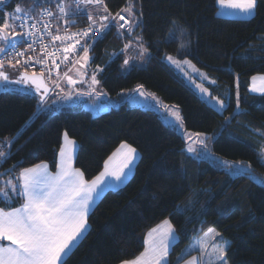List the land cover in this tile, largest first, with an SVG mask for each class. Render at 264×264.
<instances>
[{
    "label": "trees",
    "instance_id": "1",
    "mask_svg": "<svg viewBox=\"0 0 264 264\" xmlns=\"http://www.w3.org/2000/svg\"><path fill=\"white\" fill-rule=\"evenodd\" d=\"M19 2L29 5L31 0H9L4 9ZM106 3L114 14L125 0ZM142 10V28L132 35L113 27L93 43L91 64L103 68L102 89L117 98L143 85L179 109L186 131L216 135L214 156L263 174L259 150L264 142V96L251 95L248 86L252 76L264 75V0H257L249 19L219 17L216 0H142ZM86 22L84 16L76 17V25ZM139 35L148 49L145 66L133 65L122 73L124 45L134 44ZM181 43L188 48L180 54ZM167 55L189 58L215 80L216 85L208 88L212 96L226 100L223 114L170 69L164 61ZM37 97L32 92H0V142L6 143L8 153L1 172L17 165L18 173L38 163H47L55 172L65 132L77 143L74 167L89 181L121 143L131 144L139 153L128 181L120 189L106 191L91 210L88 230L65 264L131 260L143 251L146 233L166 219L180 237L170 253L171 264L193 237L208 228L230 242L229 264H264V186L246 174L231 176L207 159L187 155L182 136L152 110L129 107L125 101L99 115L74 107L50 115L39 108ZM220 206L231 209V214L218 215Z\"/></svg>",
    "mask_w": 264,
    "mask_h": 264
},
{
    "label": "snow or ice",
    "instance_id": "2",
    "mask_svg": "<svg viewBox=\"0 0 264 264\" xmlns=\"http://www.w3.org/2000/svg\"><path fill=\"white\" fill-rule=\"evenodd\" d=\"M221 8L239 9L251 16L257 0H216ZM5 0H0L4 4ZM84 16L87 27L79 31H71L76 27V17ZM142 0H125L124 6L116 13H111L106 0H31L28 6L16 4L12 11H0V82L5 84H26L40 93L43 104L50 94V86L45 79L51 81V88H59L65 98L75 95H97L100 80L97 79L103 69L87 71L90 50L94 41L90 33L104 35L113 27L124 30L129 35L143 25ZM123 22V23H121ZM123 34V33H121ZM183 35V33H181ZM139 56L144 59L148 49L144 47L143 35L135 37ZM59 42V45H57ZM20 45H24L20 49ZM132 46L131 41L124 45V50ZM37 48L39 53H37ZM33 53L35 55H26ZM166 59L180 65V61L172 56ZM41 65L39 74L29 72L32 62ZM65 63L67 71L62 77L57 73L52 76L53 66L60 68ZM184 64H191L185 60ZM129 60H124L128 65ZM17 72L12 78L5 68ZM194 67V66H193ZM47 72V76H45ZM70 74V73H73ZM88 77V79H85ZM253 93L264 94V86L257 87L256 81H264V75L253 76ZM215 83V81H211ZM237 87L239 78H236ZM87 85V91L77 90L76 85ZM64 85L68 86L65 91ZM197 87H201L197 85ZM143 85L137 91L141 95ZM201 91L207 93L206 88ZM221 109L227 105L225 100L213 97ZM236 107H240V93H236ZM171 111L177 122L182 120L178 111ZM192 141L186 146L188 153H195L197 158L205 156L194 144L207 150V137L204 133H189ZM10 143V141H9ZM3 142H0V149ZM75 142L64 133V143L59 149L57 171H49L47 163H38L31 167L15 171L17 165L0 173V264H65L64 257L84 238L88 230L89 213L97 197L111 187L106 177L122 182L137 155V149L123 142L104 161V170L91 181L85 178L84 172L73 167V149ZM8 153L0 150V159L7 160ZM264 183V181H261ZM19 198L22 203L18 207L11 204ZM218 215L228 216L231 209L220 206ZM205 236L211 237L206 244L203 238L193 237L189 250L177 257L176 264H229L230 242L215 228H210ZM180 239L172 222L168 219L149 230L144 239L145 249L131 260L121 264H171L169 259L175 243ZM7 242V243H5ZM191 252L198 254L192 255Z\"/></svg>",
    "mask_w": 264,
    "mask_h": 264
},
{
    "label": "rangeland",
    "instance_id": "3",
    "mask_svg": "<svg viewBox=\"0 0 264 264\" xmlns=\"http://www.w3.org/2000/svg\"><path fill=\"white\" fill-rule=\"evenodd\" d=\"M8 1L9 0H5L4 4H0V11L10 12L13 10V8L11 10H5L4 9V5L7 4ZM19 4H22L23 6H28V5H25V3H23V2H19ZM187 48L188 47L186 44L181 43V44H179L178 52L181 54V53L185 52ZM139 51L140 50L137 47L136 42L134 44H132V46L130 48H128L127 50H123V61L120 64V70L122 73L128 72V70L133 65L138 66V67H144L145 66V59H146L147 55L145 56L144 59H141L139 56ZM167 56H172L175 60L180 61L181 62L180 65L178 66L177 64L166 59ZM167 56H165L164 61L167 63V65L170 67V69L179 78H181L184 81V83L189 88H191L194 91V93L202 101H204L211 108L215 109L218 113L223 114L226 107L224 109L220 108V106L217 104L216 100L213 99L214 96L211 95V92L208 88L210 86L216 85V82L211 83V81H215V80L212 79L205 70L200 69L198 66H196L189 58H179L176 55H167ZM125 59L129 60L128 65H124ZM185 60L191 61V64L190 65L184 64L183 61H185ZM91 61H92V57L90 55L89 64L87 66V71L89 74H91L94 70L103 69V68L98 67V66H93L91 64ZM11 73H16V72L12 71ZM101 73L102 72H99V74L97 75V79H99V76ZM70 74L74 75V72L70 73ZM61 75H63V74H61ZM85 79H88V77H85ZM48 84L51 87V82H48ZM197 85H200L201 87H197ZM75 87L77 90L87 91V85L77 84ZM64 88H65V91L68 90L67 85H64ZM137 88H138V86H136L134 89H132L130 91H124L117 98H110L106 94V92L102 89L101 83H100V85L97 86V91L99 93H101L99 96H97L95 94L92 96L73 94L70 99L65 98L64 93L61 92V90L59 88H56L54 91L51 90L52 93L47 97V99L45 100V102L43 104L40 103V97H37L38 101H39L38 106L40 109H42L43 112L48 113L50 115L57 113L58 111L61 110V108H64V107L79 108V109H83L85 111H89L93 115H99L101 113L110 111L111 109H117L120 107V105L124 104L125 101H127L129 107H138L141 109H148V110H152V111L156 112L158 114L159 118L161 119L162 123H164V125L174 128L176 130V132L182 136V138L185 142L184 152L187 155H189V156H191L197 160L207 159V160L221 166L231 176H239V175L246 174L252 180H254L256 183L264 186V183H261V181H264V173L261 175H256L255 173H253L251 171L250 167H247L245 164L229 162V161H226L224 159H221V158L213 155V153H212V142L215 139L216 135L215 136L206 135V137H207V140H206L207 150L206 151L203 149L202 145H199V144L193 145L194 147L197 148L198 151H204L205 152V156L203 158H197L195 153H188L186 151V146L189 143H192V141L188 139V134L193 133V132L186 131L184 128V125H183V121L181 120L180 122H177L175 117L171 114V111H169V110L178 111L179 115L181 116L179 109L176 106L165 104L158 95H156L155 93L148 91L146 89H143V88L141 89V91L144 93L143 95H141L140 92L137 91ZM201 88H206L208 90V92L207 93L202 92ZM4 91L30 93L29 89L27 87L22 86V85L5 84L3 82H0V92H4ZM125 92H128L129 96L128 97L126 96L127 98H123L122 103L119 104V100H120L119 98H122L121 96L123 94H126ZM216 98H218L220 100H225V99L219 98V97H216ZM225 102H226V100H225ZM226 105H227V103H226ZM5 145H6V143L3 142V147L0 150H4ZM137 155L139 156L138 151H137ZM259 159L261 160V163L264 165V142L261 144V149L259 150ZM3 161H4L3 159H0V166L3 163ZM134 169L135 168L133 166L131 168L130 172H129V169L125 170L127 172V176L125 178H123L122 182H116L114 180V178L106 177L105 180L111 182V187H113V189L105 188V190L103 192L105 193L108 190L120 189L128 181V179L131 177V175L134 172ZM49 171H50V167H49ZM0 173H2V172L0 171ZM0 179H3V177H0ZM102 195H101V197H102ZM20 203H22V201L19 198H17L11 204V207H18L20 205ZM95 205L96 204H94V206ZM94 206H93V208H94ZM0 207H5L7 210V206L4 204H0ZM209 229L210 228L206 229L202 234H200L197 237H200L203 234L207 233ZM203 241L206 244H208L211 242V237H209V236L203 237ZM5 243H7V242H5ZM192 243H193V240L187 246L186 250L189 249V246Z\"/></svg>",
    "mask_w": 264,
    "mask_h": 264
},
{
    "label": "crops",
    "instance_id": "4",
    "mask_svg": "<svg viewBox=\"0 0 264 264\" xmlns=\"http://www.w3.org/2000/svg\"><path fill=\"white\" fill-rule=\"evenodd\" d=\"M254 14V13H253ZM217 15L219 16V17H222V18H228V19H249V18H251L253 15H251V16H248V15H246V14H244V13H242L239 9H228V8H221L218 4H217ZM86 18V17H85ZM74 19H76V18H74ZM5 71H7V72H10L11 73V71H14L13 69H11V68H9V67H6L5 68ZM14 72H16V71H14ZM17 73V72H16ZM254 76H257V77H259V76H261V75H254ZM253 77V76H252ZM251 77V78H252ZM250 78V80H249V86H248V91H249V93L251 94V95H254V96H264V94H261V93H253V92H251L250 91V89H251V87H252V85H253V81H252V79ZM47 83V82H46ZM48 84V83H47ZM256 86L257 87H261V86H264V81H260L259 79H257V81H256ZM55 90V89H54ZM54 90H52V91H54ZM52 91H50V94L52 93ZM29 92H31V90H29ZM49 94V95H50ZM125 97L124 98H127L129 95H128V93L127 94H125L124 95ZM127 96V97H126ZM120 102V101H119ZM127 102V101H126ZM128 104V103H127ZM69 139H71V138H69ZM72 141H74L73 139H71ZM75 142V141H74ZM64 143V134L62 135V140H61V145ZM60 145V146H61ZM60 149V148H59ZM76 152H77V143L75 142V147H74V149H73V167H74V159H75V155H76ZM138 158H139V156L138 155H136V158H135V160L133 161V163H132V165L130 166V168H129V172H130V170H131V168L134 166V168H135V165H136V163H137V161H138ZM59 163V150H58V153H57V164ZM75 168V167H74ZM104 170V166H103V169H102V171ZM51 171V170H50ZM56 171H57V165H56ZM55 171V172H56ZM55 172H52V173H55ZM111 189H113V187H110ZM104 192H102L101 193V195L103 194ZM101 195L99 196V197H97V199H96V202L99 200V198L101 197ZM96 202H95V204H96ZM94 206V205H93ZM93 206H92V208H93ZM163 222V221H162ZM162 222L161 223H159V224H157L156 226H154V227H157L158 225H162ZM153 227V228H154ZM149 232V231H148ZM147 232V233H148ZM147 233H146V235H147ZM146 235H145V238H146ZM203 237H208V236H205L204 234L202 235V236H200L199 238H203ZM210 237V236H209ZM145 245V244H144ZM144 249H145V246H144ZM144 249H143V251H144ZM189 250V249H188ZM142 251V252H143ZM69 254V253H68ZM191 254L192 255H196V254H198L197 252H191ZM66 257V256H65ZM65 257H64V259H65ZM119 264H121V263H119Z\"/></svg>",
    "mask_w": 264,
    "mask_h": 264
},
{
    "label": "built area",
    "instance_id": "5",
    "mask_svg": "<svg viewBox=\"0 0 264 264\" xmlns=\"http://www.w3.org/2000/svg\"><path fill=\"white\" fill-rule=\"evenodd\" d=\"M121 23H123V22H121ZM86 27H87V22L84 23V24L76 25V27L71 28V31H73V32L79 31V30H82V29H84ZM90 36L92 37V40L95 42L101 35H97L96 33H90ZM57 45H59V42H57ZM19 47H20V49H23L24 45H20ZM38 53H39V49L37 48V53L36 54H38ZM3 55L4 54H2V56H0V58H2ZM26 55H35V54L27 53ZM57 63L60 64V68L59 69H55V67L53 66V71H52V76L53 77H55L57 75V73H59V75L63 74V72L67 71V67H70V65L66 66L65 63H61L60 60H57ZM32 64H33V66L29 67L28 71L29 72L36 71L37 74H39L42 66L35 64L34 60H33ZM45 76H47V72H45ZM45 81L47 83L51 82L48 79H45ZM54 89H56V88H51V90H54Z\"/></svg>",
    "mask_w": 264,
    "mask_h": 264
},
{
    "label": "water",
    "instance_id": "6",
    "mask_svg": "<svg viewBox=\"0 0 264 264\" xmlns=\"http://www.w3.org/2000/svg\"><path fill=\"white\" fill-rule=\"evenodd\" d=\"M0 56H2V54H0ZM8 73H9V75H10L12 78H15L16 75H17V73H10V72H8ZM45 83H46V81H45ZM46 84H47V83H46ZM18 85H22V86H24V87H27L29 90H31V92H32L33 94L38 95V96L40 97V93H37V92L34 90V87H29V86L26 85V84H18ZM50 91H51V87H50Z\"/></svg>",
    "mask_w": 264,
    "mask_h": 264
}]
</instances>
